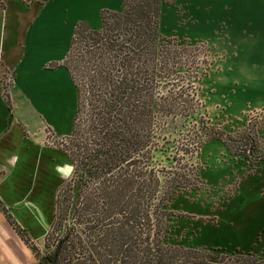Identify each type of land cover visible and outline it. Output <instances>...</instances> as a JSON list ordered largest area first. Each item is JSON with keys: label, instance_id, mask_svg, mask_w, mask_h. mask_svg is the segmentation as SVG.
Returning <instances> with one entry per match:
<instances>
[{"label": "trees", "instance_id": "1", "mask_svg": "<svg viewBox=\"0 0 264 264\" xmlns=\"http://www.w3.org/2000/svg\"><path fill=\"white\" fill-rule=\"evenodd\" d=\"M163 2L120 0L97 28L74 25L61 58L75 90L71 145L60 150L69 170L52 194L51 250L32 264H175L201 250L166 241L167 203L188 189L185 164L204 140H232L206 129L200 74L178 53L188 42L159 35ZM239 140L245 159L264 158L254 135Z\"/></svg>", "mask_w": 264, "mask_h": 264}, {"label": "crops", "instance_id": "2", "mask_svg": "<svg viewBox=\"0 0 264 264\" xmlns=\"http://www.w3.org/2000/svg\"><path fill=\"white\" fill-rule=\"evenodd\" d=\"M175 5L177 12L167 6L163 22L160 6L158 29L183 17L185 26L220 34L228 52L217 64L226 65L219 75L233 99L231 115L258 111L256 142L263 143L264 153V0H181ZM119 9L120 0H0V80L10 77L0 99L5 107L0 112V264L33 263L29 245L39 248L52 194L66 175L64 156L53 144H43V138L64 137L71 128L75 90L61 58L72 29L77 22L95 29L101 10ZM243 160L233 190L242 183L246 193H255V202L264 200V158ZM255 210L254 231L231 240L217 238L225 229L215 226L214 218L185 213L181 219L186 221L179 223L181 243L245 253L264 239V203Z\"/></svg>", "mask_w": 264, "mask_h": 264}, {"label": "rangeland", "instance_id": "3", "mask_svg": "<svg viewBox=\"0 0 264 264\" xmlns=\"http://www.w3.org/2000/svg\"><path fill=\"white\" fill-rule=\"evenodd\" d=\"M163 1L164 2L161 4L162 22L167 6H171L173 10L177 12V6L175 4H178L181 0H175V3H173V0ZM186 20V18L177 17L174 23H167L166 26L162 25L160 29H158L159 35L163 38H170L175 42H188V46L184 48V51L178 53L180 59L183 60V63L186 65L190 66L196 64V70L198 74H200L195 89L197 91V98L200 102L199 111L202 121L206 129L220 131L226 134L232 141H227L228 143H226V140L220 134H217L218 138L215 137L204 140L205 137H207V132L202 131V133L200 131L204 141L199 146L197 153L191 155L190 159H188L185 164V167H187V174L189 175L192 173L194 177L190 180L187 190L175 195L167 203V210L169 212L168 224L170 227L166 234V241H168L170 245L177 246H185L181 243L179 231V223L184 220L181 218L185 216V213L196 214L201 219L207 221H211L214 218L216 220L214 225L225 229L223 235L220 232L217 233L218 239H240L244 236L248 237L250 232L254 231L258 222V220H255L254 216L255 209L264 203V200L255 202V193H246L245 189L242 187V183L237 192L233 190L234 178L236 176L240 177L243 173V170H241L243 165L240 162L241 160L245 162L243 160L245 157L243 156H245L244 150L246 145L242 140H239V138L240 136L243 137L244 133H249L251 136L254 135L255 141H257L256 131L260 120L256 118L255 114L258 115V111L250 110L246 113L244 112L242 115H231V112L234 111V106L232 105L233 99L228 92L229 88L223 86V75H219L221 72L225 73L224 67L226 65L217 64L221 59V55L223 56L228 52L225 40L221 38L219 33H207L200 27L183 25ZM256 37L258 38V36H255L253 41L256 40ZM63 62H66L67 65H72L70 58L65 59ZM218 66H221L220 70ZM242 67L247 68L245 66ZM250 67L249 63L248 68ZM249 71L251 72L250 69ZM0 96L1 99L4 97V94L0 92ZM241 97L243 98L245 96ZM1 109L5 110L2 101L0 103V112ZM43 144H46V142L43 141ZM52 144L59 150H66L67 152V148L71 145V140L68 138L67 134L64 137L52 139ZM262 147L263 143H259L258 145L256 142L252 152L260 153L262 152ZM65 165H67V162ZM64 177V175H61L60 181ZM203 216H205V218H203ZM222 223L224 224L222 225ZM209 226V224H206L204 228ZM262 227L264 228V225ZM260 235V238L264 237L263 232H261ZM54 238L53 232L49 233L46 226L42 233L41 240H39V248L31 246L33 254L37 258L48 254L51 250ZM258 243H260V245L255 247L253 244L254 246H252L251 249L254 247H263L264 239ZM227 251L230 252L221 253L210 250H200L195 257L188 255L184 257L181 254L182 257L177 256L176 259L173 258L172 262H175V264L249 263L251 257L248 255V252ZM254 258L256 259L259 257L255 256ZM262 260L264 262V259Z\"/></svg>", "mask_w": 264, "mask_h": 264}, {"label": "flooded vegetation", "instance_id": "4", "mask_svg": "<svg viewBox=\"0 0 264 264\" xmlns=\"http://www.w3.org/2000/svg\"><path fill=\"white\" fill-rule=\"evenodd\" d=\"M249 256L251 257L249 260L248 264H264L263 260L264 259V247H258V248H252L249 251H247ZM259 257V258H254V257Z\"/></svg>", "mask_w": 264, "mask_h": 264}, {"label": "built area", "instance_id": "5", "mask_svg": "<svg viewBox=\"0 0 264 264\" xmlns=\"http://www.w3.org/2000/svg\"><path fill=\"white\" fill-rule=\"evenodd\" d=\"M1 82H0V87H1V90H0V92L2 93V94H4L5 93V90L7 89V87L9 86V84H10V77L7 75V74H5L3 77H2V79L0 80ZM256 115V118H258L259 119V115H257V114H255ZM47 134H45V136H44V141L46 142V144H52V139L53 138H49V135H47Z\"/></svg>", "mask_w": 264, "mask_h": 264}, {"label": "water", "instance_id": "6", "mask_svg": "<svg viewBox=\"0 0 264 264\" xmlns=\"http://www.w3.org/2000/svg\"><path fill=\"white\" fill-rule=\"evenodd\" d=\"M68 170H69V166L68 165L63 166L64 174H66Z\"/></svg>", "mask_w": 264, "mask_h": 264}]
</instances>
